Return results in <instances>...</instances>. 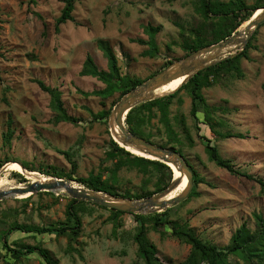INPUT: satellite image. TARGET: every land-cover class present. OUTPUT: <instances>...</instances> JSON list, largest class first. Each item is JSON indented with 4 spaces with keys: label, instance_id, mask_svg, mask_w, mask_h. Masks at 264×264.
Wrapping results in <instances>:
<instances>
[{
    "label": "rangeland",
    "instance_id": "1",
    "mask_svg": "<svg viewBox=\"0 0 264 264\" xmlns=\"http://www.w3.org/2000/svg\"><path fill=\"white\" fill-rule=\"evenodd\" d=\"M245 1L253 6L257 0ZM195 4L196 0H77L75 20L61 24L57 31L56 20L65 5L63 0H36L35 3L0 0V159L8 156L21 165H33L39 170L26 171L44 176H50L45 170L52 166L61 175L75 171L77 175L88 176L93 172L108 178L115 163L108 155L109 124L95 121L90 115V110L98 112L103 108L100 98L81 92L100 89L105 84L96 77L80 74L84 61L91 54L98 66L106 69L107 59L97 40L107 39L120 59L123 72L146 78L167 61L175 62L185 56L184 42L203 26ZM250 19L239 26L241 30ZM148 25L160 27L156 35L159 53L154 57L142 54L147 45L133 41L148 39L145 30ZM257 32L256 48L250 50L251 59L242 60L244 76L224 75L213 86L203 89L207 101L218 107L216 117L225 121L219 129L243 133L245 138H216L206 125L200 124L198 128L190 114L191 96L185 90L171 105L170 117L183 140V144L175 146L183 150L207 183L198 184V194L192 198L171 206L170 218L188 223L201 238L222 248L230 244L242 223L246 222L252 230L257 228L255 214L264 215V187L211 161L200 135L213 138L220 153L243 171L264 179V24ZM36 79L58 87L68 112L81 118L83 123L56 122L50 95ZM181 117L190 129L192 144L186 138L182 122L177 121ZM10 118L14 136L6 144L3 134ZM146 130L153 132L152 140L159 145L167 139L158 117L152 119ZM61 151L69 153L71 160ZM71 161L76 162V170ZM15 172L22 173L27 182H18ZM145 177L136 168L124 167L118 174V192H142ZM31 181L34 179L25 172L0 168V188L23 186ZM154 182L155 178L148 183V189L154 188ZM74 183L83 185L76 180ZM54 193L59 196L57 201L49 194L37 193L28 201L19 199L29 194L0 200V237L8 230V222L14 219L40 226L65 220L67 198L71 197ZM88 207L81 212V235L78 242H73L81 255L69 250L72 237L69 231L35 237L16 231L10 239L23 238L27 243L42 244L58 264H145L134 239L138 222L133 214L121 215V226L114 232L109 208L95 204ZM147 235L157 245L158 256L164 264H180L190 253L191 244L169 232L163 235L150 226ZM229 259L232 264H243L233 254ZM0 264H4L1 256ZM21 264L46 263L38 254H31Z\"/></svg>",
    "mask_w": 264,
    "mask_h": 264
},
{
    "label": "trees",
    "instance_id": "2",
    "mask_svg": "<svg viewBox=\"0 0 264 264\" xmlns=\"http://www.w3.org/2000/svg\"><path fill=\"white\" fill-rule=\"evenodd\" d=\"M63 1L65 5L62 9L61 15L56 20L57 31H59L61 24L67 22L68 20H75L73 13L75 10V2L77 0ZM31 2L35 3L36 0H31ZM195 5L196 12L203 19V26L198 30L193 38L184 42L183 48L185 50V55L197 50L200 47L218 42L231 35L239 26L242 25V23L250 19L257 8L264 6V0H257L253 6L248 5L245 0H196ZM145 30L149 36L147 40L139 38L133 41L147 45L148 48L145 49L142 54L144 56L154 57L159 53L156 35L160 30V27L148 25ZM257 33L258 32L256 31L253 34L245 49L238 55L199 71L173 93L143 102L133 107L126 116V124L129 129L147 140L154 142V140H152L153 132L147 131L146 127L151 124L153 118L158 117L159 122L163 125L167 133L166 141L160 143V145L165 148L176 149L186 157L183 150L180 147L175 146L177 144H183V140L180 138V135L175 129L170 117L171 105L179 96V93L182 90H185L191 96L192 102L190 114L195 119L198 128H200V124L206 125L210 132L215 134L216 138H245V134L243 133L222 131L219 129L218 126H223V122L225 121L220 117H216L218 107L211 105L207 101L203 94V89L205 87L213 86L224 75H229L235 78H241L244 76V71L241 65L242 60L244 58L251 59L250 50L252 48H256L254 41ZM97 44L107 59V68H100L94 57L91 54H88L80 74L82 76L96 77L101 80L105 86L93 91L85 92L82 90L81 92L86 96L95 95L100 98L103 108L98 112L90 110V115L93 120L107 124L111 109L126 92L145 79L161 72L164 68L171 64L173 60L167 61L160 70L152 72L146 78L133 77L129 73L123 72L120 59L109 40L100 38L97 40ZM35 81L50 95V105L56 114V122L83 123L81 118L68 112L65 102L62 99V91L58 87L47 85L40 79H36ZM109 99L112 100L109 107H107ZM180 102H182V99ZM177 121H179V123L182 122L186 138L190 140V143L192 144L194 140L190 129L185 123L184 117L177 118ZM12 122V118H10L8 129L3 134L4 142L6 144H10L14 136ZM107 130L108 133H110L109 129ZM200 137H202L205 142V150L211 161H214L219 167L227 169L232 174L255 180L262 187H264V179L256 178L254 175L243 171L240 167L236 166L230 158L224 157L220 153L218 146L213 143V138L207 135H200ZM110 145L111 148L108 151V155L115 159V163L110 169V176L108 178H103L102 173L93 172H91L88 176L77 175L75 171L70 174H64L61 172L63 173L61 175L59 172L54 170L52 166H50L48 170H45V173L50 176L61 178L67 177L70 180H76L85 185L87 188L109 192L118 196L134 198H144L153 195L156 192L162 191L172 181L174 171L168 164L157 159L136 155L120 146L112 138V136L110 137ZM61 152L67 155L71 160L69 153L65 151ZM8 161L16 160L5 156L3 159H0V168ZM188 162L193 169V179L195 183V186L188 197V199H190L198 194L196 190L198 184L203 182L207 183V179L200 174V172L194 167V165H192V163H190L189 160ZM71 163L73 165V169L76 170V162L71 161ZM22 165L30 171L39 170L33 165L25 163H22ZM124 167L136 168L140 173L146 176L142 182V192L132 193L129 190L123 193L118 192V187L116 186L119 183L118 174ZM13 174L14 177L18 179V182H27V179L24 175H22V173L15 172ZM153 178H155L154 188L148 189V183ZM37 194H49L55 199V201H57L59 197L51 191H42ZM33 195L34 194L19 200L28 201L33 197ZM67 200L68 203L65 211V220L43 226L20 222L17 219L8 222V230L0 237V256L4 264H21L24 257L31 254H38L43 258L46 264H58V261L52 257L50 251L42 244L27 243L23 240V238L11 240V234L16 231L27 233L32 237H35L36 234L60 235L69 231L72 234L69 241V250L79 252L81 255L80 250L73 246V242H78V237L82 232L81 212L88 210V206H94V204L86 201H77L74 198H67ZM100 207L106 208L103 206ZM171 209L172 207H169L161 212L146 215L131 213L138 222L134 239L138 243V254L144 259L145 264H164L158 256L157 245L153 243L147 235L148 228L150 226L151 228L160 231L163 235L169 232L172 236L191 244L189 255L180 264H232L229 259L230 254L237 256L243 264H264L263 214H255L257 224L256 229L252 230L246 222L242 223L232 235L230 244L222 248L209 240L201 238L188 223H182L178 220L170 218ZM109 210L112 212L110 219L114 222V232H116L117 228L121 226L119 218L126 212L117 209Z\"/></svg>",
    "mask_w": 264,
    "mask_h": 264
},
{
    "label": "water",
    "instance_id": "3",
    "mask_svg": "<svg viewBox=\"0 0 264 264\" xmlns=\"http://www.w3.org/2000/svg\"><path fill=\"white\" fill-rule=\"evenodd\" d=\"M259 9H262V12L253 19H250L248 25L245 27L244 34H242L239 27L236 31L224 39L200 47L197 50L185 55L170 64L161 72L145 79L126 92L116 102L111 111L108 124L112 138L120 146L124 147L116 139L119 137L123 144L132 146L144 152L147 155H144L146 158L160 160L168 164L170 167L171 165H175L181 174L184 176L186 175L188 178L187 187L184 191L172 198L166 199V197L180 183V179L176 177L175 171L173 170L174 177L165 189L144 198L118 196L105 191L95 190L87 188L83 185L75 184L74 180L53 177L55 180L46 182L31 181L22 187L0 190V200L11 195L16 197L20 194L32 195L42 191H51L57 192L58 194L62 193L76 199L77 201H86L109 209H117L127 213L151 214L166 210L167 208L187 199L195 186L193 169L191 168L188 159L176 149L165 148L131 131L126 124V116L133 107L143 102L175 92L173 91L160 95L156 94L155 92L157 88L161 85L176 78L186 76L185 81L183 82L184 84L199 71L212 65H216L230 57H234L243 51L253 34L264 24V6L257 8L255 11ZM114 125H117L121 130L120 133H117L118 137L114 135ZM124 148L127 149L126 147ZM23 168L26 170L24 166Z\"/></svg>",
    "mask_w": 264,
    "mask_h": 264
},
{
    "label": "bare ground",
    "instance_id": "4",
    "mask_svg": "<svg viewBox=\"0 0 264 264\" xmlns=\"http://www.w3.org/2000/svg\"><path fill=\"white\" fill-rule=\"evenodd\" d=\"M261 12H262V9H259V10L255 11L253 13V15L251 16V19H253L257 15H259V13H261ZM245 27L242 30L240 29L242 34L245 33ZM185 78H186V76L179 77V78H176V79H174V80H172V81H170V82H168L166 84H163V85H161L160 87L157 88L155 93L160 95V94H166V93H170V92L176 91L177 89H179L181 87V85L185 81ZM114 126H115V129H113L114 135H116V137H118L117 133H120L121 130L119 129V127L117 125H114ZM116 139L118 140V142L121 145H123L128 150L132 151L133 153H135L137 155H143V156L145 155V156H147L144 152H142V151H140V150H138V149H136V148H134L132 146L123 144V142L119 139V137L116 138ZM171 167L174 169L176 177H178L180 179V183L166 197V199L172 198V197L178 195L179 193H181L182 191H184L186 189L187 183H188V178H187L186 175L185 176L182 175L181 172L177 169V167L175 165H171ZM1 168H2V170L12 169V170H19V171L25 172V173L29 174L30 177L34 179V181L46 182V181L55 180V178H53L52 176L39 175L36 172H31V173L27 172L26 171L27 169L25 170L23 168V166L19 162H16V161H8V162L4 163V165ZM14 187H22V186L20 185V186H14ZM14 187H11V188L7 187V188L12 189ZM3 188H5V187L0 188V190H8V189H3ZM23 195H28V194H20V195H17V196H23Z\"/></svg>",
    "mask_w": 264,
    "mask_h": 264
},
{
    "label": "built area",
    "instance_id": "5",
    "mask_svg": "<svg viewBox=\"0 0 264 264\" xmlns=\"http://www.w3.org/2000/svg\"><path fill=\"white\" fill-rule=\"evenodd\" d=\"M202 264H205V263H202Z\"/></svg>",
    "mask_w": 264,
    "mask_h": 264
}]
</instances>
